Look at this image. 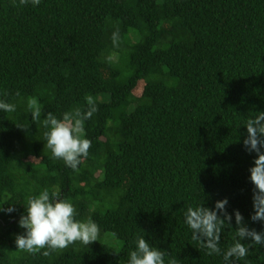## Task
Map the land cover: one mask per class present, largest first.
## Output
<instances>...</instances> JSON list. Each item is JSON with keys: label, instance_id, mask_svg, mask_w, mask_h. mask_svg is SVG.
<instances>
[{"label": "trees", "instance_id": "1", "mask_svg": "<svg viewBox=\"0 0 264 264\" xmlns=\"http://www.w3.org/2000/svg\"><path fill=\"white\" fill-rule=\"evenodd\" d=\"M89 95L91 147L73 171L52 157L43 119L84 112ZM0 100L16 106L0 112V207L15 208L0 212V264H126L137 235L177 264H222L191 239L183 212L225 197L264 230L249 219L255 153L242 143L246 120L264 111V0H0ZM44 189L93 219L98 241L16 249L24 206ZM246 260L264 264V247Z\"/></svg>", "mask_w": 264, "mask_h": 264}, {"label": "clouds", "instance_id": "2", "mask_svg": "<svg viewBox=\"0 0 264 264\" xmlns=\"http://www.w3.org/2000/svg\"><path fill=\"white\" fill-rule=\"evenodd\" d=\"M39 7L41 0H19V5ZM113 43L118 40V32L112 34ZM86 110L69 111L57 119L48 113L43 119L47 129L44 136L47 148L55 159H60L65 166L78 171L82 160L89 155L91 141L86 138L85 121L91 119L98 110L92 96L86 97ZM28 109L33 122L41 121L42 107L36 98L28 102ZM16 106L0 100V112H14ZM246 136L242 143L248 153H255L253 166L248 169V179L253 184V212L249 219L252 223L264 226V111L246 120ZM229 201L217 200L214 207L195 203L187 206L183 212V223L190 230L191 239L205 250L208 256H219L222 264H237L244 261L252 245L264 247V230L257 231L249 227L244 216L238 209L228 211ZM15 208L0 207V212L11 214ZM235 223L233 242L226 248L220 246L221 234L225 228L232 229ZM18 226L24 229L23 234L15 237L16 249L28 253H36L42 249L62 250L75 242L89 246L98 241L100 228L91 218L76 219V209L73 203L60 198L55 191L42 190L38 195L31 196L24 206V214L18 220ZM243 241H249L244 243ZM45 250L44 255L49 252ZM126 264H177V258L170 256L166 250L150 244L145 235H137L132 241Z\"/></svg>", "mask_w": 264, "mask_h": 264}, {"label": "rangeland", "instance_id": "3", "mask_svg": "<svg viewBox=\"0 0 264 264\" xmlns=\"http://www.w3.org/2000/svg\"><path fill=\"white\" fill-rule=\"evenodd\" d=\"M106 236L109 237V239H111L109 241L110 244H112L115 247H119L120 246L121 243L117 239H115L114 237H111L110 235H106Z\"/></svg>", "mask_w": 264, "mask_h": 264}]
</instances>
